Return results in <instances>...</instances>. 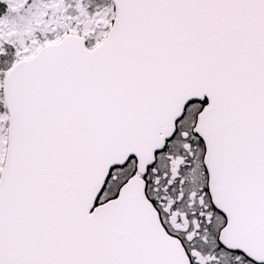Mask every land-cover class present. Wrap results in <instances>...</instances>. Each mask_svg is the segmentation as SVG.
Masks as SVG:
<instances>
[{"label": "snow or ice", "instance_id": "snow-or-ice-1", "mask_svg": "<svg viewBox=\"0 0 264 264\" xmlns=\"http://www.w3.org/2000/svg\"><path fill=\"white\" fill-rule=\"evenodd\" d=\"M0 264H264V0H0Z\"/></svg>", "mask_w": 264, "mask_h": 264}]
</instances>
